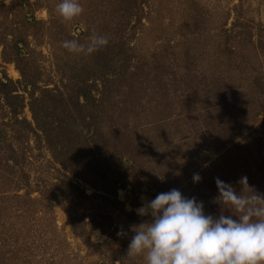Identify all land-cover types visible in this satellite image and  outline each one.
Wrapping results in <instances>:
<instances>
[{"label": "rangeland", "instance_id": "obj_1", "mask_svg": "<svg viewBox=\"0 0 264 264\" xmlns=\"http://www.w3.org/2000/svg\"><path fill=\"white\" fill-rule=\"evenodd\" d=\"M28 1L30 5L20 7L19 0H0V41L9 45L11 56L12 40L25 38L27 72L39 77L36 86L61 89L65 96V84L80 67L110 74L111 80L117 77L106 84L112 92L105 90L111 111L105 118L121 140L122 162L131 159L122 167L126 184L115 195L121 208L134 214L112 224L97 216L108 231L119 228L115 240L99 228L90 230L92 242L94 231L99 232L94 242L99 246L88 248L68 223V211L77 209V189L70 183L77 181L88 195L95 189L31 140L23 162L25 178L15 171V182L22 185L16 192L28 189L40 203L26 217L17 209L1 212L0 229L4 223L14 235L27 238L25 251L19 244L4 249L7 264H120L118 257L105 261L113 256L110 248L127 255L135 234L130 226L150 219L136 209L172 188L203 202L205 214L214 217L221 213V206L213 202L218 194L215 178L239 192L237 181L247 176L249 185L264 194V43L258 47L259 37H264V0H143L141 9L130 7L131 15L118 6L125 2L80 0L84 12L68 22L55 13L59 0ZM236 11L250 27L232 40L224 30H232ZM121 17L126 23L115 27V19ZM93 31L109 38L97 52L76 55L60 47L65 39L83 43ZM230 42L235 52L226 55L222 50ZM2 50L0 44V70L20 80L14 61L5 60ZM96 82L101 85L99 79ZM21 115L31 120L27 105ZM194 173L202 177L199 182H193ZM162 174L163 182L157 176ZM17 199L10 200L13 206ZM18 208L22 210L21 204ZM223 214L231 213L224 209ZM125 264L143 260L126 256Z\"/></svg>", "mask_w": 264, "mask_h": 264}, {"label": "trees", "instance_id": "obj_2", "mask_svg": "<svg viewBox=\"0 0 264 264\" xmlns=\"http://www.w3.org/2000/svg\"><path fill=\"white\" fill-rule=\"evenodd\" d=\"M142 1L117 0V5L125 2V6H118L124 9L125 15H131L134 13L129 11L130 7L141 9ZM128 2L130 5H127ZM26 5H30L28 0H19L20 7ZM236 12L231 22L232 30L235 32L232 34L231 28L224 30L229 34L227 38L232 40L239 36L243 28L246 30L250 27L247 21L243 20L242 12ZM134 17L135 20H140L139 15ZM115 20V27H122L126 23V19L122 17L120 20ZM24 21L28 23L30 20L25 16ZM57 23L60 25L61 22ZM259 40L258 47L261 49L264 37L260 36ZM0 44L3 45L4 59L14 61L21 75L20 80H13L5 71L0 70V182H3L0 186V216H3L1 213L3 211L8 214L17 209L15 212L20 210L22 217H26L36 212V204L40 203L39 198L30 197L28 189L22 194L16 192L22 185L15 182V171L25 178L23 162L26 154L31 150L30 141L33 140L37 148L49 150L55 162L60 163L70 174L88 182L95 189L88 195L77 181H75L76 185L70 183V186L77 189L74 192V208L77 209L68 211V223L84 245L88 248L99 246L89 238L90 230L96 228L115 240L119 225L108 231L95 219L97 216H103L102 219H107L109 224H112L115 219L134 214L121 208L122 203L115 195L116 190L126 184L121 176L122 167L131 159L127 158L122 162L118 152L121 140H117V136L112 134L105 118L111 112L107 107L110 99L105 93L108 89L106 84L113 82L117 77L111 80L112 75L106 76V73L100 75L94 72L92 67L88 72L82 67L74 69L68 84H65L67 90L65 97L61 89L36 86L40 79L37 75L33 73L29 75L27 72L29 67L25 51L27 41L22 35L12 40L10 48L13 55L11 56H8L7 52L9 45H5L3 41H0ZM119 47L122 49L121 46ZM233 48L230 42L222 51L229 55L235 52ZM97 79L101 82L100 86L96 82ZM35 88L39 91L36 96L33 92ZM107 91L112 92L109 89ZM26 92L28 98L25 96ZM26 105L31 113V120L21 115ZM14 198H18L17 202H14L15 207L10 202ZM20 204L22 210L18 208ZM114 213L116 214L113 215ZM19 237V234L14 235L9 227L2 224L0 252L3 250V254L0 253V264H7L8 252H4V249L8 246L19 244L24 251L26 250L27 238ZM110 251L113 256L106 257L105 261L118 257L120 264H125L127 256L125 253L117 255L112 248Z\"/></svg>", "mask_w": 264, "mask_h": 264}, {"label": "clouds", "instance_id": "obj_3", "mask_svg": "<svg viewBox=\"0 0 264 264\" xmlns=\"http://www.w3.org/2000/svg\"><path fill=\"white\" fill-rule=\"evenodd\" d=\"M54 10L68 22L79 17L84 7L80 0H59ZM108 43L107 36L93 31L83 43L76 38L65 39L60 47L87 56ZM157 176L165 180L163 174ZM192 179L196 183L202 177L194 173ZM237 183L239 192L232 184L215 178L218 194L213 202L221 206V213L215 217L205 214L203 202L184 196L176 188L143 203L136 212L150 219L130 226L135 234L127 257H140L143 264H264V194L249 185L247 176ZM224 209L231 214L225 216ZM93 239L95 242V235Z\"/></svg>", "mask_w": 264, "mask_h": 264}, {"label": "bare ground", "instance_id": "obj_4", "mask_svg": "<svg viewBox=\"0 0 264 264\" xmlns=\"http://www.w3.org/2000/svg\"><path fill=\"white\" fill-rule=\"evenodd\" d=\"M94 233H95V235H98L99 232L96 230V231H94Z\"/></svg>", "mask_w": 264, "mask_h": 264}]
</instances>
